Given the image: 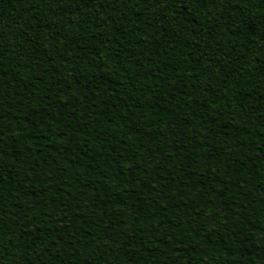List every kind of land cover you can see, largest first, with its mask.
I'll return each instance as SVG.
<instances>
[{
	"label": "trees",
	"instance_id": "16d2710c",
	"mask_svg": "<svg viewBox=\"0 0 264 264\" xmlns=\"http://www.w3.org/2000/svg\"><path fill=\"white\" fill-rule=\"evenodd\" d=\"M262 2L0 0V264H264V78L239 70L236 39ZM131 127L156 174L94 148ZM136 187L138 214L107 219Z\"/></svg>",
	"mask_w": 264,
	"mask_h": 264
},
{
	"label": "clouds",
	"instance_id": "9594fccd",
	"mask_svg": "<svg viewBox=\"0 0 264 264\" xmlns=\"http://www.w3.org/2000/svg\"><path fill=\"white\" fill-rule=\"evenodd\" d=\"M26 8L38 9L37 0H24ZM247 23L240 28L236 34V39L240 49L246 50V55L239 64L246 76L253 73L257 77L264 78V2L258 6L249 7L245 13ZM42 20L48 29L55 28L61 20L60 15L55 11L43 13ZM124 23L131 27L139 28V17H125ZM125 31L117 24L106 33L109 41H119L125 38ZM40 87L39 81H33L31 88L33 91ZM27 95L21 86L12 90V96L19 100ZM96 150L103 153V158L107 161L108 167L115 169L122 174L136 173L140 176L156 174L158 165L153 163L154 148L145 137L142 129L131 127L127 130L116 129L111 132L98 134L93 140ZM147 199V194L141 188L129 189L125 194L122 203L118 204L115 214H111L107 219L115 224H119L125 218H132L138 214L139 207ZM80 205H74L68 212L69 218L78 217ZM134 213V215H133ZM205 242L212 239V233L205 232L201 235ZM159 255H153L148 259L147 264H159Z\"/></svg>",
	"mask_w": 264,
	"mask_h": 264
}]
</instances>
